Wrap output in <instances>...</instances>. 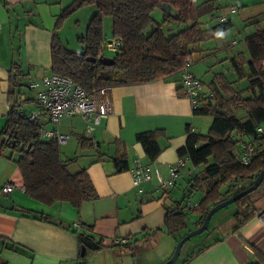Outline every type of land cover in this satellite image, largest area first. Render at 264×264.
<instances>
[{"label":"crops","instance_id":"1","mask_svg":"<svg viewBox=\"0 0 264 264\" xmlns=\"http://www.w3.org/2000/svg\"><path fill=\"white\" fill-rule=\"evenodd\" d=\"M74 1L0 0V133L10 110L8 92L12 83L21 100L19 112L27 114L38 111L35 94L29 85L52 74L50 47L55 28ZM204 1L196 0V5ZM261 1L264 2L260 0L257 4L264 8ZM214 5L215 16L220 18L225 15L232 23V7L217 0ZM92 11L90 15L93 13V16L96 8ZM73 16H69L62 26L70 24ZM208 16L200 19L206 27L213 24ZM159 17L161 22V11ZM263 18L262 10L257 18L259 24L255 16L245 20L252 27V32L245 38L252 35L256 27L264 29ZM214 21L218 22L216 19ZM73 24L79 25V20L75 19ZM168 29L172 32L171 28ZM59 30L57 34L60 39ZM197 47H194V51L198 52L199 60L209 64L208 57L212 50ZM214 65L211 64L204 71L205 74H211L212 78L208 84L202 83L203 94L211 93L210 84L219 86L214 76L223 74L215 73L212 68ZM228 71H231V66L224 74L227 75ZM26 82L29 96L22 90ZM180 83L178 73L146 84L110 88L108 98L111 113L101 120L91 134L86 132L87 125L80 117L64 118L58 125L45 123L46 129L58 130L68 136L67 143L62 146L63 152L69 151L71 137L76 142L72 143L70 151L78 150L79 138L86 139L92 145L81 150L83 162L74 173L86 171L97 199L84 202L79 209L67 203L45 206L29 199L24 194L17 166L13 159L8 158L9 153L1 149L0 137V263L162 264L167 261L178 241L197 228L199 216H194V228H189L187 224L182 234L169 235L163 224L166 210H174L188 201L198 202L202 197L200 192L192 188L196 170L185 159L184 165L179 167L177 151L185 144L187 129L194 134L205 135L213 122L212 118L193 114L190 100L184 95ZM238 83L234 85L236 89L245 88L241 85L240 89ZM40 121L44 122L45 119L41 117ZM156 130H162L164 136L157 139L161 152L152 164L163 177L167 175L168 167L175 166L178 169L175 185L166 191L158 189L154 179L149 184L133 187L129 170L116 173L112 163V159L122 153L126 155L129 167L135 158L148 163L135 138L139 133ZM68 159L71 158H62L68 161L67 169L77 161V158L75 162ZM6 183H12L14 189L3 194L1 188ZM249 184L247 182L245 186ZM262 212L264 203L255 218L239 232L234 233L233 226L220 234L217 240L206 244L193 259L186 261L187 256L180 264H264L258 262L264 259ZM33 215H44L48 220L33 218ZM74 224L78 227L74 228ZM213 228L218 230L220 222L215 223ZM181 251L174 264H177Z\"/></svg>","mask_w":264,"mask_h":264},{"label":"trees","instance_id":"2","mask_svg":"<svg viewBox=\"0 0 264 264\" xmlns=\"http://www.w3.org/2000/svg\"><path fill=\"white\" fill-rule=\"evenodd\" d=\"M163 3L177 9L179 14L175 18L167 16L161 10ZM214 4L215 0H206L200 5H196V0H75L56 25L50 47V71L69 77L85 91L169 78L178 74L185 62L191 60L196 45L230 30V20L218 21L209 27L200 22L208 15L211 20L217 18ZM87 6H94L96 12L85 35L78 39L84 50L72 52L62 45L57 31L69 16ZM155 10L163 12L161 22L152 17ZM107 17L112 21L113 39L121 42L111 66L87 61L88 58L97 60L102 57V22ZM256 21L259 24L260 20ZM170 23L181 28L176 32L164 31L163 27ZM243 43L246 55L239 53L230 59L236 81L230 83L221 74L214 76L219 86L210 84L211 97L203 99L200 107L193 110L195 116L212 118L210 129L205 135L187 129L185 144L177 151L179 159L187 160L196 170L192 188L202 197L193 203L195 210L181 212L180 206L166 210L163 224L169 235L186 231L189 212L199 216L196 224L197 228L201 226L212 207L250 186L264 170V142L257 139L255 133L258 126L264 125V29L256 27ZM241 81H245L246 86L238 90L234 85ZM8 102L10 110L0 133L1 149L9 153L8 158L17 166L24 194L45 206L67 203L74 209H79L84 202L96 200V191L86 171L70 173L68 161L62 160L57 142L41 139V125L29 122L25 112L19 114L21 100L14 83L8 92ZM240 111L242 114L238 115ZM162 136L163 131L156 130L139 133L135 138L150 164L161 152L157 139ZM242 145L250 146L253 151L248 166L240 163ZM79 146L82 149L92 147L84 138H79ZM112 163L116 173L129 168L124 153L115 156ZM245 182L250 184L245 186ZM263 203L264 180L255 191L234 203L233 232H239L250 223L261 211ZM32 217L48 220L44 215ZM204 247L186 261L193 259ZM258 262L264 263V259Z\"/></svg>","mask_w":264,"mask_h":264},{"label":"built area","instance_id":"3","mask_svg":"<svg viewBox=\"0 0 264 264\" xmlns=\"http://www.w3.org/2000/svg\"><path fill=\"white\" fill-rule=\"evenodd\" d=\"M235 12V8H230V13L233 14ZM228 20L227 16L222 15L218 21L224 23ZM107 48L116 53L121 48V42L113 39L112 42L107 44ZM190 64L191 60H187L179 74L181 77V89L184 95L190 100L192 109L194 110L200 107L203 99L211 97V94H203V84L189 72ZM29 89L35 94L34 101L38 111L28 112V121L32 123L37 122L41 125V139L55 140L60 147L67 143L68 136L58 130L46 129L44 127L46 122L58 125L64 118L80 117L87 125L86 132L91 134L101 120L107 118L111 113L112 108L108 98L110 87L85 91L69 77L50 74L38 82L30 83ZM19 114L22 113L19 112ZM41 117L45 119L44 122L40 121ZM255 133L257 139L264 142V125L258 126ZM252 157V148L242 145L240 163L243 166H248L251 163ZM177 165L179 167L183 166L184 160L179 159ZM128 170L132 178L133 187L137 188L149 184L154 179L158 189L161 191H166L173 187L178 175L177 167L170 166L168 167L167 175L163 177L154 164L143 162L139 158H135L132 161ZM13 189L12 183H6L1 188V193H10ZM195 209L196 206L191 202L180 205L181 212H188ZM73 227L77 228L78 225L74 224Z\"/></svg>","mask_w":264,"mask_h":264},{"label":"rangeland","instance_id":"4","mask_svg":"<svg viewBox=\"0 0 264 264\" xmlns=\"http://www.w3.org/2000/svg\"><path fill=\"white\" fill-rule=\"evenodd\" d=\"M217 1L222 4L227 3L228 7L235 8L236 12L234 14H231L232 27L228 32H226L225 34L221 35L218 38H213L212 40H208L207 42L197 45L198 47L209 48L210 50H212L210 52L211 55L208 57L210 58L209 64L206 61L199 60L198 52L192 55V59H191L192 63L190 64L189 72L192 73L193 76L197 78L201 83H205V84H208V81H211L212 78L211 74L204 73L205 70L207 71V67H209L211 64H215L212 67L215 73L221 72L228 81H235L236 76L232 71H228L227 75L224 74V72L230 68V61H228V59L237 55L238 53L241 52L246 53V49L243 41L245 36L250 34V32H252V27H249V24L246 23L245 20L250 19L253 16H255L257 19L259 18V14L262 12V10L264 11L263 6L257 4L258 2H260V0H217ZM92 10L94 11V7L91 6L77 10L74 13L75 16H73L74 14H72L74 18H71L70 20L71 22H69L70 24H67L64 27L62 26L63 28L61 27L60 29L61 31L59 30L60 31L59 34L61 36L60 39L63 40L60 41L62 45L67 47L68 50L76 53L83 51L84 46L80 45V43L77 40V37L79 36L81 37L85 35L88 21L90 20L93 14L91 13L90 15V12ZM159 12H160L159 10H155L152 14L154 20L155 21L157 20L158 22L160 21ZM208 17L210 18L209 20H211L210 15ZM208 17H206L207 20ZM75 19L79 20V25L77 26L73 24V21ZM215 19L216 21L219 20V18H215ZM261 22H263V20ZM213 23H215L214 20ZM111 26H112L111 19L108 17L104 18L102 22V28H103L102 56L108 59L110 58L113 59V57L115 56V52L107 48V44L113 41ZM168 28H171L172 32H175L181 27L177 26L174 23H170L168 25H165L163 27V30L166 31ZM233 42H235V44ZM24 84L25 85L23 86L22 90L24 91L25 95L29 96L28 94L29 91H27V86H26L27 82ZM241 85L246 86V82L242 81L237 84L238 87H240ZM33 111H35V109ZM241 114L242 112L240 111L238 115ZM198 117H203V116H198ZM74 139L75 138L71 137L68 146L69 151L63 152L64 148L63 147L61 148V154L64 160H66L67 158H71L68 160L73 159V162H75L77 158V161L68 168L70 173H74L78 168H81L80 166L81 163L83 162L81 156L82 154L81 150H85L78 146L77 151H75L74 149L70 151V146L72 145V143L74 144V142H76ZM244 184H247V182H245ZM235 211H236L235 205L231 204L219 210L217 213H215L208 224L207 230L200 235L192 237L189 241H187L183 245L181 256L179 257L177 264H180L181 261L184 260L187 256L189 257L190 255L197 253L199 251V248L201 249L202 247L206 246V244L214 241L216 238H219V235L224 234L226 230L233 228L234 226L233 215ZM194 216L195 214L189 212L187 217V224L189 228H194L192 223L195 219ZM217 222H220V228L218 230L217 229L215 230V228L213 227L214 224ZM180 234H182V232H180L177 235Z\"/></svg>","mask_w":264,"mask_h":264},{"label":"water","instance_id":"5","mask_svg":"<svg viewBox=\"0 0 264 264\" xmlns=\"http://www.w3.org/2000/svg\"><path fill=\"white\" fill-rule=\"evenodd\" d=\"M161 10L169 17L175 18L179 12L177 9L173 8L172 6L163 3L161 5ZM88 62L90 63H94V62H98L99 64L103 65V66H111L114 63V59L110 58H105V57H99L97 60L96 59H87ZM264 180V170H262L257 177L253 180L252 184L250 186H248L247 188H245L244 190H242L241 192H239L238 194L234 195L233 197L215 205L214 207H212L208 213L206 214V216L204 217L201 226H199L198 228H196L193 231L188 232L186 235H184L179 242L176 244L175 250L173 252V254L171 255V257L165 261L162 264H174V262L177 260L180 251L183 247V245L189 241L192 237H195L197 235L202 234L203 232H205L207 230L208 224L211 220V218L214 216L215 213H217L219 210L234 204L236 201H238L239 199H241L242 197L246 196L247 194L255 191L260 184L263 182Z\"/></svg>","mask_w":264,"mask_h":264}]
</instances>
